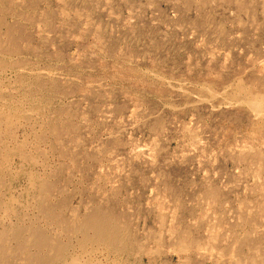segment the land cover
<instances>
[{
  "label": "rangeland",
  "instance_id": "rangeland-1",
  "mask_svg": "<svg viewBox=\"0 0 264 264\" xmlns=\"http://www.w3.org/2000/svg\"><path fill=\"white\" fill-rule=\"evenodd\" d=\"M256 1L0 0V106L23 105L9 130L0 123V197L16 195L13 209L48 226L22 199L37 172L67 215L113 211L154 256L161 235L163 257L186 226L207 264L245 232L263 236L264 119L241 103L264 111ZM249 252L220 264H258Z\"/></svg>",
  "mask_w": 264,
  "mask_h": 264
},
{
  "label": "bare ground",
  "instance_id": "bare-ground-1",
  "mask_svg": "<svg viewBox=\"0 0 264 264\" xmlns=\"http://www.w3.org/2000/svg\"><path fill=\"white\" fill-rule=\"evenodd\" d=\"M228 1L232 2V0ZM235 2L241 9H250L247 7L248 4L257 3L256 0H235ZM184 4L185 6L190 4V0H185ZM261 6L264 13V0ZM200 8L202 9V7ZM13 31H15V29ZM3 65L5 64L0 60V70ZM3 100L7 99L3 98ZM4 102H6V104H1L0 106V123L3 122L6 124V127L9 130L8 126L15 123L16 115L19 116L20 112L23 111H19L23 105H21L22 103L19 105L16 102L12 104L9 101L8 103L7 101ZM241 103L250 106V112L263 122L264 111L261 116L257 115L256 108L254 107V99H243ZM41 123L44 124L43 121ZM4 148H6V146ZM1 149L0 146V151ZM47 175H49V173ZM28 186L26 196L28 199L23 198L24 196L21 195L22 199L27 200V208L34 205L35 207H33L38 209V215L41 213L43 218L48 219L46 221L48 226H40V224L38 225L34 220L27 222L24 214L22 215L13 209L12 204L18 201L19 198H17L16 195H11L7 199L0 197V209L4 207L3 213H5L6 218L10 220L8 223L6 222L7 224L2 223L3 225H0V264H132L123 259L125 250L129 248L136 249L138 252L146 253L148 255L146 264H207L205 259L200 260L194 256V251L196 249H202V242L195 240L191 241L190 229L186 226L183 227L181 234L182 238L177 245H174L170 257H163V253L161 252L162 247L159 245L162 242V237L161 235L156 237L155 239L159 244L154 252L157 251L158 256H154L155 254L153 255L152 253L153 249L148 251L138 245L139 239L137 235L133 236L126 231L128 224H126L125 219L122 218V216L117 215V213L94 206L88 210L83 217H79L78 211L76 210L70 211V214L68 212L69 215H67L68 208L64 202H60L59 200L58 202L49 204L46 202V200L50 198L49 190L50 186H52L50 178H45L37 172H31L28 178ZM21 203H19V205H21ZM11 213L15 216L16 221L12 220L13 215ZM51 220H54V224L57 221L60 223H58L59 226L57 229H54L52 223L50 224ZM124 224H126V228ZM237 226L239 225H236V227ZM149 233L152 234L150 231ZM69 235H71L70 238H76V243L73 241L75 243V248L74 246L71 248V242L63 240V236L66 237ZM246 246L250 248V252L248 253L250 255L248 257H252V259L258 264H264V235H257L254 237L249 231L245 232L244 235L237 237L234 243L229 242L224 245L222 250L218 252L219 255L213 254V256L210 257L211 264H220V258L229 255V253L232 258H239ZM252 248H254V250ZM213 250L214 249H212V251ZM88 253H90V256H87ZM175 257H177V259H175Z\"/></svg>",
  "mask_w": 264,
  "mask_h": 264
}]
</instances>
